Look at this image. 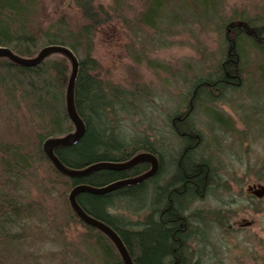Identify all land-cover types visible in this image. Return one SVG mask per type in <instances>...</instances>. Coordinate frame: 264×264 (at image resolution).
<instances>
[{"label": "trees", "instance_id": "16d2710c", "mask_svg": "<svg viewBox=\"0 0 264 264\" xmlns=\"http://www.w3.org/2000/svg\"><path fill=\"white\" fill-rule=\"evenodd\" d=\"M68 3L78 10L80 24H73L62 12L47 20L43 17L42 0H0V46L20 57L33 58L45 46L62 45L78 60L73 103L85 130L73 144L53 148L55 156L66 168L76 170L99 162H125L145 152L154 154L158 162L152 176L103 193L80 191L76 194L77 203L119 235L133 264H206L208 254L204 245L200 246L206 245L202 241L203 231L208 228L204 218L220 221V226L225 224L221 222L220 211L203 213L189 209L195 200L207 194L209 185L221 184L220 174L210 162L212 148L194 125L192 113L198 110L220 130L239 134L238 141L245 138L249 128L245 125L242 130L236 129L231 117L219 112L215 103L231 90H243L254 79L257 84L264 81L261 61L264 60V16L261 21L258 15L247 17L241 10L227 15L224 0H142V7L134 12L126 0H68ZM110 21L120 23L132 40L125 43L126 56L134 64H145L149 69L158 65L148 58L147 47L152 38L148 32L159 36L161 23L166 22L167 30L175 28L177 33L204 29L221 37L220 55L212 62L208 61V55L200 56V66L191 78L184 75L188 81L186 91L180 94L181 109L166 116V128L177 144L175 151L171 147L164 149L162 138L160 142L149 141V136L136 139L125 134L126 121L147 116L142 102L146 103L153 88L139 82H116L101 74V63L92 49L97 28ZM246 46L258 57L249 68L243 63L246 56L242 51ZM70 71V59L59 52L47 55L33 66L0 57V105L23 113L31 131L25 140L23 136L18 139L20 143L33 144L35 152L34 155L23 152L19 145H0L2 181L18 180L26 169L35 171L31 159L36 155L46 162L56 179H63L68 193L77 185L103 187L150 169L148 162L126 169L103 167L78 176H66L55 169L41 145L48 138L74 130L65 106ZM242 80L246 83L242 84ZM260 168L256 178L264 180V166ZM47 181L53 184L55 179ZM67 195L64 193V202L69 215L83 227L76 237L93 256L94 264H124L114 243L99 229L78 218ZM119 202L130 210L142 211L147 207L144 219L135 223L137 228L129 227V222L115 213ZM0 214L4 217L0 220V244L17 241L19 235L12 231L17 220L30 217L29 205L6 200L0 203Z\"/></svg>", "mask_w": 264, "mask_h": 264}, {"label": "rangeland", "instance_id": "374dc122", "mask_svg": "<svg viewBox=\"0 0 264 264\" xmlns=\"http://www.w3.org/2000/svg\"><path fill=\"white\" fill-rule=\"evenodd\" d=\"M126 1L132 5L133 12L142 7V0ZM224 5L227 15L241 10L247 17L258 15L261 21L264 16V0H224ZM42 10L47 20L55 19L62 12L73 24L81 23L78 10L68 0H42ZM161 24L159 36L148 32L152 37L147 47L148 58L157 62L155 69L134 64L126 56L125 43L130 44L132 40L117 21L97 28L92 53L99 59L104 77L124 84L145 83L153 88L146 103L142 102L147 116L126 121L125 134L136 139L149 136V141L160 142L162 138L163 148L171 147L175 151L177 144L164 121L169 113L181 109L180 94L186 91L188 81L184 75L191 78L200 66L201 55H208L210 62L216 60L223 45L218 33L204 29L177 33L175 28L167 30L166 22ZM242 52L246 56L245 68L258 61L249 46ZM243 81L246 83L242 80V84ZM247 85L243 90L225 93L215 103L219 112L231 117L236 129L242 130L245 125L249 128L242 140L238 141L237 133L220 130L198 110L192 113L194 125L212 148L210 162L220 174L222 184V187H211L209 193L195 200L189 208L203 213L220 211L223 215L221 222L225 225L222 226L220 221L204 218L208 228L203 231L202 241L206 245L201 243L200 246L204 245V252L208 254L206 264H264V196L257 198L247 190L251 185H264V180L256 178L258 168L264 166V81L257 84L254 79ZM22 115L21 111L0 105V145H19L23 152L34 155L33 144L26 145L18 139L23 136L25 140L31 131ZM17 121L21 122L19 127ZM34 157L31 163L35 171L26 169L21 178L11 183L0 177V203L15 200L21 206L29 205L30 210V217L17 220L13 228L12 232L19 235L18 240L0 244L2 264H94L93 256L76 237L83 227L69 215L64 202V193L67 195L68 191L63 179H56L46 162L38 155ZM50 178L55 179L53 184L47 181ZM128 203L135 206L132 201ZM115 213L122 215L129 227L137 228L135 223L144 219L147 207L142 211L130 210L119 202ZM1 219H4L3 214H0Z\"/></svg>", "mask_w": 264, "mask_h": 264}, {"label": "water", "instance_id": "95a60500", "mask_svg": "<svg viewBox=\"0 0 264 264\" xmlns=\"http://www.w3.org/2000/svg\"><path fill=\"white\" fill-rule=\"evenodd\" d=\"M54 52L65 54L70 59V62H71V71H70V75L68 78L66 91H65V106H66V112H67L68 118L74 127V130L72 132L64 136H61V137L48 138L42 144V150L45 156L48 158V160L51 161L55 169L61 174H64L66 176H78V175H83L92 170L103 168V167H108V168H113V169H126L140 162L150 163V169L137 177L118 180L116 182H112L103 187H91L88 185H77V186H74L67 195V200L69 202V205L73 209V211L76 213L78 218L83 223L96 227L101 232H103L116 246V249L118 250L124 264H133L119 235L105 223L88 215L81 208V206L77 203L76 194L80 191H89L92 193H103L111 189L120 187V186L138 183L152 176L157 171V167H158L157 159L154 154L150 152H145V153L137 154L125 162H121V163L99 162V163H94L82 170L68 169L57 159V157L55 156L53 152V148L59 145L73 144L77 139H79L83 135L84 130H85V124L83 120L79 117V115L76 113L74 109V103H73V88H74V82H75L77 71H78V60L76 56L73 54V52L69 48L62 46V45L45 46L33 58L20 57L14 54L9 48L0 46V57H7L10 61L14 63L20 64V65H26V66L36 65L42 62L47 55L54 53ZM247 190L257 198L264 196V185H261V184L251 185V186H248Z\"/></svg>", "mask_w": 264, "mask_h": 264}, {"label": "flooded vegetation", "instance_id": "af4514ba", "mask_svg": "<svg viewBox=\"0 0 264 264\" xmlns=\"http://www.w3.org/2000/svg\"><path fill=\"white\" fill-rule=\"evenodd\" d=\"M218 186L219 187H222V184H218V185L217 184H212V185H209V187H218Z\"/></svg>", "mask_w": 264, "mask_h": 264}]
</instances>
